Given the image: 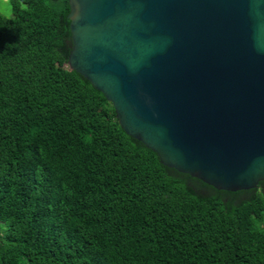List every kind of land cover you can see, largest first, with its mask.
<instances>
[{"label":"trees","instance_id":"1","mask_svg":"<svg viewBox=\"0 0 264 264\" xmlns=\"http://www.w3.org/2000/svg\"><path fill=\"white\" fill-rule=\"evenodd\" d=\"M0 13V264H264V182L162 164L69 66L70 0Z\"/></svg>","mask_w":264,"mask_h":264},{"label":"water","instance_id":"2","mask_svg":"<svg viewBox=\"0 0 264 264\" xmlns=\"http://www.w3.org/2000/svg\"><path fill=\"white\" fill-rule=\"evenodd\" d=\"M69 66L162 164L264 182V0H70Z\"/></svg>","mask_w":264,"mask_h":264},{"label":"rangeland","instance_id":"3","mask_svg":"<svg viewBox=\"0 0 264 264\" xmlns=\"http://www.w3.org/2000/svg\"><path fill=\"white\" fill-rule=\"evenodd\" d=\"M0 13L7 18H13L14 12L10 0H0Z\"/></svg>","mask_w":264,"mask_h":264}]
</instances>
